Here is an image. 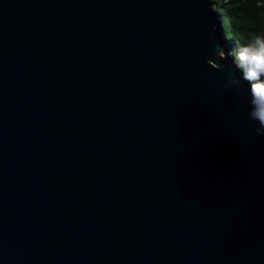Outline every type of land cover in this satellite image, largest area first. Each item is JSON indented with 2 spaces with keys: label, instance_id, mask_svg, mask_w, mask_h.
Returning <instances> with one entry per match:
<instances>
[{
  "label": "water",
  "instance_id": "95a60500",
  "mask_svg": "<svg viewBox=\"0 0 264 264\" xmlns=\"http://www.w3.org/2000/svg\"><path fill=\"white\" fill-rule=\"evenodd\" d=\"M210 0H0V264H264V136Z\"/></svg>",
  "mask_w": 264,
  "mask_h": 264
},
{
  "label": "trees",
  "instance_id": "16d2710c",
  "mask_svg": "<svg viewBox=\"0 0 264 264\" xmlns=\"http://www.w3.org/2000/svg\"><path fill=\"white\" fill-rule=\"evenodd\" d=\"M210 1L217 12L218 25L225 37L227 50L244 75L238 66L235 51L243 47L253 35L264 34V0Z\"/></svg>",
  "mask_w": 264,
  "mask_h": 264
},
{
  "label": "clouds",
  "instance_id": "9594fccd",
  "mask_svg": "<svg viewBox=\"0 0 264 264\" xmlns=\"http://www.w3.org/2000/svg\"><path fill=\"white\" fill-rule=\"evenodd\" d=\"M235 56L250 82L249 118L255 122V132L264 136V34L253 35Z\"/></svg>",
  "mask_w": 264,
  "mask_h": 264
}]
</instances>
